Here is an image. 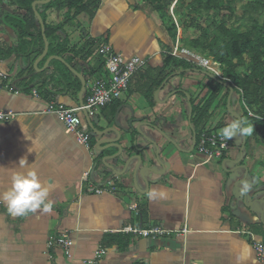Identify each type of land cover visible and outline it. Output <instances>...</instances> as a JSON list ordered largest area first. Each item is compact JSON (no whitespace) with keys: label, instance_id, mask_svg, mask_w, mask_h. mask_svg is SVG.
<instances>
[{"label":"crops","instance_id":"obj_1","mask_svg":"<svg viewBox=\"0 0 264 264\" xmlns=\"http://www.w3.org/2000/svg\"><path fill=\"white\" fill-rule=\"evenodd\" d=\"M43 6L37 11L46 25L64 23L66 8ZM135 8L134 0H101L93 17H78L81 28L69 35L70 51L41 59L46 46L37 39V26L36 40L23 42L6 23L7 14L20 15L0 0V111L18 114L0 122V192L10 187L15 172L28 169H35L43 184H54L48 213L13 217L0 208V264H87L100 250L106 254L97 264H264L254 247L255 241L264 244V149L253 138L237 136L220 162L197 153L193 104L198 107L207 97L214 76L201 68L165 65L179 40L173 43L152 16ZM175 21L179 25L176 16ZM181 35L179 28L178 39ZM65 38L63 32L58 36ZM104 45L146 64L119 101L91 121L82 115L94 146L89 153L47 108L52 100L68 108L86 102L91 82L108 77L105 69L84 77L103 56ZM225 94L210 110V133L236 116L242 120L241 105L233 104V112L223 107ZM111 140L121 152L109 147ZM23 157L28 167L20 169ZM109 181L118 186L116 192H88ZM245 181L248 190L242 191ZM130 228L168 233L145 238ZM63 234L73 241L70 252L57 244Z\"/></svg>","mask_w":264,"mask_h":264},{"label":"trees","instance_id":"obj_2","mask_svg":"<svg viewBox=\"0 0 264 264\" xmlns=\"http://www.w3.org/2000/svg\"><path fill=\"white\" fill-rule=\"evenodd\" d=\"M36 1L6 0L8 7L20 15L14 17L7 14L6 23L23 42L36 40L33 32L37 26L38 31L35 34L45 46L42 27L33 9ZM134 1L135 9L152 16L173 43L179 40L181 48L201 57L213 58L223 69L224 79L213 77L208 85L207 97L198 107L193 104L192 122L196 143L198 144L201 136L208 132L206 124L212 118L210 110L220 105L221 94L225 91L226 100L223 107L228 112H233L234 97L238 99L243 109L242 121L246 119L247 126L254 127L253 133L246 136L247 142L253 138L256 144L264 149V0ZM58 4L68 10L64 23L58 27L46 25L45 17L41 15L48 41L54 40L58 44L54 47L50 43L46 59L53 53L62 56L70 51L69 35L81 28L78 17L82 14L93 17L101 6V0H65L63 3L61 0H52L43 7L52 8ZM172 12L180 14L182 26L177 25ZM179 28L182 29V35L178 39ZM61 32L67 36L64 41L58 39ZM172 53L173 50L165 55V65L173 64L175 68L183 70L199 68L193 63L174 57ZM75 55L77 56L76 53ZM105 60L106 57L102 56L94 66L86 69L85 79L102 72L105 69ZM170 76L171 73L165 79ZM226 84L230 85V88H227ZM226 125L228 124L222 123L213 133H219V129Z\"/></svg>","mask_w":264,"mask_h":264},{"label":"built area","instance_id":"obj_3","mask_svg":"<svg viewBox=\"0 0 264 264\" xmlns=\"http://www.w3.org/2000/svg\"><path fill=\"white\" fill-rule=\"evenodd\" d=\"M100 53L106 57L105 71L108 77L96 78L91 82L90 95L86 102L79 107L68 108L64 104L52 100L47 108V113L56 115L64 123L66 134L75 136L79 145L89 153H93L94 146L91 143V136L87 131L85 119L82 118V115L84 114L86 119H93L101 110L110 106L115 101H119L129 90L134 75L146 64V60L139 56L125 58L116 54L109 45H104ZM172 55L193 63L218 79H224L222 67L213 58L198 56L187 49L181 48L179 44L175 47ZM2 90L3 83L0 80V95L2 94ZM34 96L38 97V93L34 92ZM17 117L18 114L13 111H0V122H12ZM230 147L231 140L222 141L218 133L206 132L201 136L196 150L206 160L220 162ZM90 175V171L85 173L83 177L85 182L89 181ZM117 190L118 186L113 181H109L105 187L90 186L88 192L90 194L103 195L114 193ZM2 206L3 204H0V208ZM132 209L138 212L136 206ZM128 232L137 233L145 238L163 236L168 233L160 228L142 231L130 228ZM57 244L66 252H70L73 247V241L68 234H63L58 239ZM254 247L259 259L264 261V244L255 241ZM105 254L104 250L98 251L87 264H97Z\"/></svg>","mask_w":264,"mask_h":264},{"label":"clouds","instance_id":"obj_4","mask_svg":"<svg viewBox=\"0 0 264 264\" xmlns=\"http://www.w3.org/2000/svg\"><path fill=\"white\" fill-rule=\"evenodd\" d=\"M253 126H244V122L234 119L230 124L219 129V137L222 141L232 140L234 137H246L253 133ZM20 169L28 167L27 157L19 160ZM54 184L49 181L47 185L40 180L35 169L15 172L11 177L10 187L0 192V204H3L8 214L13 217H22L29 213L42 210L48 213L53 208V202L49 199L50 191ZM248 190L247 182H243L242 191ZM163 196V193H161Z\"/></svg>","mask_w":264,"mask_h":264},{"label":"water","instance_id":"obj_5","mask_svg":"<svg viewBox=\"0 0 264 264\" xmlns=\"http://www.w3.org/2000/svg\"><path fill=\"white\" fill-rule=\"evenodd\" d=\"M51 1H52V0H42V1H38V2H36V3L33 4V9H34V11H35V14H36V16H37V18H38L40 24H41V27H42V33H43V37H44V41H45V46H46V47H45L44 54H43V56L41 57V59L44 58V57L48 54L50 44H49V41H48V39H47V37H46V31H45V26H44V23H43V19H42L41 15L39 14V12L37 11V6H38V5H47V4H49ZM54 59H55V60H58V61H61V62H63V63H65L64 60L61 59V58H59V57H54ZM48 64H49V62H48ZM68 67H69V66H68ZM69 68H70V67H69ZM70 69H71V68H70ZM71 71L74 72L72 69H71ZM75 74L78 76L77 73H75ZM82 81H83V79H82ZM84 86H85V83H84ZM226 87H227V88H230V85L226 84ZM236 117H237V119L241 120L240 117H238V116H236ZM88 121H91V119H88ZM106 133H107V132L105 131V132H103V133H99V134H100L101 136H104ZM106 142H108V143L110 144L109 147H116V148L119 149L120 152L122 151V150H121V147H120L118 144H116V142H117L116 140H111V141H106ZM195 142H196V141H195ZM118 156H119V154L116 155V156H111V157L107 158L106 160H112V159L117 158ZM138 160L140 161V164H141V159L138 158ZM128 166H129V164L127 165V167H128ZM112 168H113V167H112ZM144 170H150V169L147 168V169H144Z\"/></svg>","mask_w":264,"mask_h":264},{"label":"rangeland","instance_id":"obj_6","mask_svg":"<svg viewBox=\"0 0 264 264\" xmlns=\"http://www.w3.org/2000/svg\"><path fill=\"white\" fill-rule=\"evenodd\" d=\"M173 13V12H172ZM174 14V16H176V20L178 21V24H179V26H182L183 25V23L181 22V16H180V14H176V13H173ZM226 14V13H225ZM188 50V49H187ZM190 51V50H189ZM192 52V51H191ZM193 53V52H192ZM232 104H234V105H240L239 103H238V99L236 98V97H234V100H233V103ZM234 105H233V107H234ZM232 140H234V138L232 139ZM231 145L233 146L234 144H233V142H231Z\"/></svg>","mask_w":264,"mask_h":264},{"label":"bare ground","instance_id":"obj_7","mask_svg":"<svg viewBox=\"0 0 264 264\" xmlns=\"http://www.w3.org/2000/svg\"><path fill=\"white\" fill-rule=\"evenodd\" d=\"M231 105V104H230Z\"/></svg>","mask_w":264,"mask_h":264}]
</instances>
